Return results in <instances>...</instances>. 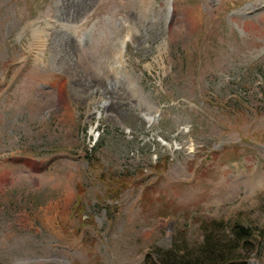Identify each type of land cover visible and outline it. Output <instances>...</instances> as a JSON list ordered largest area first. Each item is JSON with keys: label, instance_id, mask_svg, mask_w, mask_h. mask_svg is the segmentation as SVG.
Masks as SVG:
<instances>
[{"label": "rangeland", "instance_id": "1", "mask_svg": "<svg viewBox=\"0 0 264 264\" xmlns=\"http://www.w3.org/2000/svg\"><path fill=\"white\" fill-rule=\"evenodd\" d=\"M211 221L264 264V0H0V264H161Z\"/></svg>", "mask_w": 264, "mask_h": 264}, {"label": "trees", "instance_id": "2", "mask_svg": "<svg viewBox=\"0 0 264 264\" xmlns=\"http://www.w3.org/2000/svg\"><path fill=\"white\" fill-rule=\"evenodd\" d=\"M203 239L193 251L170 247L158 250L161 264H248L247 242L254 235L240 223L231 227L222 221H211Z\"/></svg>", "mask_w": 264, "mask_h": 264}, {"label": "built area", "instance_id": "3", "mask_svg": "<svg viewBox=\"0 0 264 264\" xmlns=\"http://www.w3.org/2000/svg\"><path fill=\"white\" fill-rule=\"evenodd\" d=\"M97 129H98V128H97ZM97 129H96V130H97ZM92 130L94 131L95 129L93 128ZM92 130H91V132H92ZM94 134H95V135H90V136H89V139H91V144H90L91 146L94 145V142H95L96 138L98 137V132H96V133H94Z\"/></svg>", "mask_w": 264, "mask_h": 264}, {"label": "bare ground", "instance_id": "4", "mask_svg": "<svg viewBox=\"0 0 264 264\" xmlns=\"http://www.w3.org/2000/svg\"><path fill=\"white\" fill-rule=\"evenodd\" d=\"M125 42V41H124ZM124 42L122 41L121 42V44H120V49H123V47H124ZM136 84V83H135ZM135 84H132L131 86H133V87H135ZM137 86V85H136ZM153 110V109H152ZM155 110H157V109H155ZM158 111V110H157ZM151 121V118L149 117L148 119H147V121Z\"/></svg>", "mask_w": 264, "mask_h": 264}]
</instances>
